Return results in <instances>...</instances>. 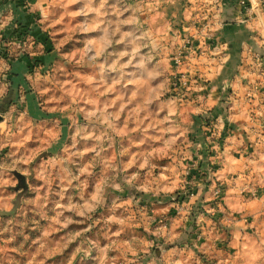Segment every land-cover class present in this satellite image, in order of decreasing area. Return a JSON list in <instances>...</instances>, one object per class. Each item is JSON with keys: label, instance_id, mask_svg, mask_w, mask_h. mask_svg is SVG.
Wrapping results in <instances>:
<instances>
[{"label": "crops", "instance_id": "obj_1", "mask_svg": "<svg viewBox=\"0 0 264 264\" xmlns=\"http://www.w3.org/2000/svg\"><path fill=\"white\" fill-rule=\"evenodd\" d=\"M53 1L0 0V127L15 114L36 121L49 117L39 105L35 82L57 62L47 29V19L54 20L47 17ZM73 2L78 10L71 19L78 20L77 30L88 31L86 43L94 50L107 47L103 36L108 33L102 35L101 24L91 28L87 20H125L122 26L109 24L114 29L108 48L129 54L123 59L126 65L129 60V76L123 80L129 90L116 92L114 106L102 105L103 97L112 96L103 94L93 111L85 112L91 122L78 131L85 133L90 125L98 132L93 142L99 145L105 143L101 132L109 129V146H117L111 172L119 182L129 180V187L141 185L146 195L158 193L149 222L160 223L169 218L160 215L172 214L166 227L161 225V260L188 258L201 242L198 251L221 252V257L213 254L221 261L233 256L236 264H264V75L255 64L258 58L264 66V9L243 23L239 0H224L221 24L195 40L205 54L187 52L204 80L191 89L189 101L179 103L165 90L170 49L181 42L182 33H195L184 0H135L129 7L127 0H66V5ZM59 115L63 123L57 138L46 132L49 139L44 136L41 143L51 149L73 139L82 116L76 120L70 112ZM204 117L214 127L211 135ZM120 146L129 147V157L121 156ZM217 187L222 190L219 197ZM226 244L229 248L223 251ZM199 253L191 258L202 264Z\"/></svg>", "mask_w": 264, "mask_h": 264}, {"label": "rangeland", "instance_id": "obj_2", "mask_svg": "<svg viewBox=\"0 0 264 264\" xmlns=\"http://www.w3.org/2000/svg\"><path fill=\"white\" fill-rule=\"evenodd\" d=\"M129 1L135 2L127 0L128 7ZM77 10L76 2L66 5V0H54L47 13L54 17L47 19V29L52 31L57 62L40 73L35 86L39 105L49 117L36 121L15 114L0 127V264H197L191 258L197 252L203 255L202 264H236L233 256L221 261L213 256L221 257V252L198 251L201 242L194 247L188 243L189 250L193 248L191 254L187 251L188 258L177 255L175 261H162L161 225L166 227L172 214L160 215L169 217L160 223L149 222L158 193L146 191L152 194L146 195L136 184L132 197L126 184L129 180L119 182L111 172L117 146H109V129L101 132L105 143L99 145L93 142L98 132L90 125L85 133L78 131L91 122L85 112H92L103 94L112 96L103 97L102 105L114 106L116 92L129 90V83H123L129 76V60L126 65L123 59H129V54L108 48L114 29L109 24L122 26L125 20H87L91 28L101 24L102 35L108 33L103 36L107 47L94 50L86 43L88 31L77 30L78 20L71 19ZM67 31L68 37H63ZM219 64L216 58L215 65ZM20 109L18 105L17 111ZM63 111L76 120L82 114L74 141H59L54 149L45 146L46 142L42 145L44 136L49 139L46 132L58 136ZM119 151L122 157H129V147L120 146ZM227 248L229 244L223 251Z\"/></svg>", "mask_w": 264, "mask_h": 264}, {"label": "built area", "instance_id": "obj_3", "mask_svg": "<svg viewBox=\"0 0 264 264\" xmlns=\"http://www.w3.org/2000/svg\"><path fill=\"white\" fill-rule=\"evenodd\" d=\"M187 8L190 9V24L189 26L195 29V33H182L181 42L175 44L169 53L170 72L167 74L166 95L170 99L186 103L190 99V91L204 80V75L194 71V65L188 61L187 52L192 50L197 52L199 56L205 54L203 48L196 45L195 40L209 34L210 27L213 24H221L220 14L224 0H184ZM239 8L241 15V22L245 23L253 19V14L256 10L264 9V0H239ZM256 67L259 72L264 75V66L259 62L258 58L255 60ZM208 128V127H207ZM214 128V127H213ZM209 134L210 132L208 128ZM195 163L189 164L188 167H194ZM189 174V168L186 170ZM216 196H220L222 190L217 187L214 190Z\"/></svg>", "mask_w": 264, "mask_h": 264}, {"label": "trees", "instance_id": "obj_4", "mask_svg": "<svg viewBox=\"0 0 264 264\" xmlns=\"http://www.w3.org/2000/svg\"><path fill=\"white\" fill-rule=\"evenodd\" d=\"M203 125L207 126L210 129V132L214 131L212 122L210 121V119L208 117L203 118ZM220 138H221V136H220ZM218 139H219V137H218ZM216 197H219V196H216Z\"/></svg>", "mask_w": 264, "mask_h": 264}, {"label": "water", "instance_id": "obj_5", "mask_svg": "<svg viewBox=\"0 0 264 264\" xmlns=\"http://www.w3.org/2000/svg\"><path fill=\"white\" fill-rule=\"evenodd\" d=\"M3 115L0 113V122L1 121H3ZM22 178V180H23V177H21ZM25 184V183H24ZM24 184H23V186H24ZM129 194L133 197L134 196V194H135V188L134 187H130V189H129Z\"/></svg>", "mask_w": 264, "mask_h": 264}]
</instances>
